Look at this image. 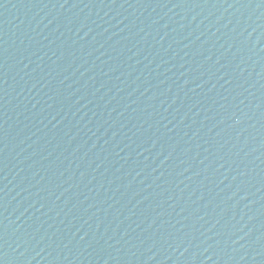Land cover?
<instances>
[{"label":"water","instance_id":"water-1","mask_svg":"<svg viewBox=\"0 0 264 264\" xmlns=\"http://www.w3.org/2000/svg\"><path fill=\"white\" fill-rule=\"evenodd\" d=\"M0 264H264V0H0Z\"/></svg>","mask_w":264,"mask_h":264}]
</instances>
